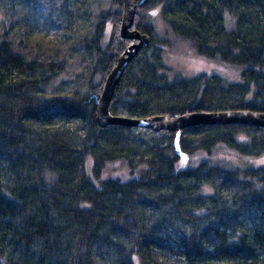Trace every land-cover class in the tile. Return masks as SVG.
Masks as SVG:
<instances>
[{"label":"trees","instance_id":"1","mask_svg":"<svg viewBox=\"0 0 264 264\" xmlns=\"http://www.w3.org/2000/svg\"><path fill=\"white\" fill-rule=\"evenodd\" d=\"M135 2L133 29L150 44L125 69L113 117L264 113V0ZM110 4L90 26L93 70L65 87L56 85L64 50L31 37L37 30L23 23V10L0 0V264H264V166L216 157L263 156V128L184 129L177 151L175 133L97 125L105 78L130 45L119 36L122 0ZM154 10L237 77L169 80L144 19ZM119 161L136 177L100 181L104 166Z\"/></svg>","mask_w":264,"mask_h":264},{"label":"rangeland","instance_id":"2","mask_svg":"<svg viewBox=\"0 0 264 264\" xmlns=\"http://www.w3.org/2000/svg\"><path fill=\"white\" fill-rule=\"evenodd\" d=\"M110 3L111 0H13V4L26 14L27 19L23 20V23L32 27L31 29L37 30L36 33H32L31 37L36 39L45 37L52 44L58 45L64 50L66 63L64 71L56 80V85L64 83L65 87H71L74 86L73 83H79L87 77L90 72L89 68L94 66L93 58L90 57L91 54L87 48L89 47L87 42L90 32L92 33L90 26H92L96 15L110 8ZM228 16L226 13L225 18ZM144 19L153 26L156 47L160 50L162 63L166 68L165 74L169 80L190 79L205 73L206 75H220L229 80L237 77L238 69L236 67L223 63L218 58L204 59L195 52L190 41L174 35L162 22L157 10L146 12ZM227 27L231 28L229 25ZM108 33L109 29H106V37L109 35ZM99 78L98 70L95 71L93 83H98ZM216 157L223 163L239 167L264 166V155L245 159L236 155H227L224 150H220ZM91 165L92 159L87 157L86 170L89 171ZM135 177L130 174L125 162L119 161L107 163L104 166L100 181L127 182Z\"/></svg>","mask_w":264,"mask_h":264},{"label":"water","instance_id":"3","mask_svg":"<svg viewBox=\"0 0 264 264\" xmlns=\"http://www.w3.org/2000/svg\"><path fill=\"white\" fill-rule=\"evenodd\" d=\"M136 12L135 0H122V15L119 36L130 45L118 57L113 69L105 78L103 88L96 105V123L104 129L107 126L124 128H140L152 132L165 131L175 133V146L178 151L180 131L198 126H250L264 129V113L252 111H228L218 113H190L187 115L169 117L165 115L153 116L145 119H131L112 116L109 106L114 91L121 77L138 53L150 44L146 35L133 29Z\"/></svg>","mask_w":264,"mask_h":264}]
</instances>
